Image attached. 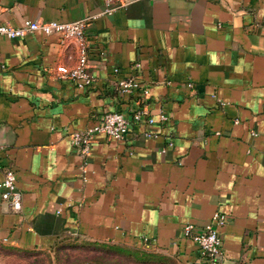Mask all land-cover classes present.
Segmentation results:
<instances>
[{
  "label": "crops",
  "instance_id": "obj_1",
  "mask_svg": "<svg viewBox=\"0 0 264 264\" xmlns=\"http://www.w3.org/2000/svg\"><path fill=\"white\" fill-rule=\"evenodd\" d=\"M101 8L0 0V23L71 22ZM86 37L94 81L82 89L47 72L75 61L58 34L0 36V163L22 193L14 213L0 188V242L49 252L71 239L128 253L102 264H192L199 250L182 226L221 211L228 264H264V0H135ZM131 76L140 86L119 94L115 80ZM142 108L151 125L131 122L120 141L97 135L83 181L67 131Z\"/></svg>",
  "mask_w": 264,
  "mask_h": 264
},
{
  "label": "built area",
  "instance_id": "obj_2",
  "mask_svg": "<svg viewBox=\"0 0 264 264\" xmlns=\"http://www.w3.org/2000/svg\"><path fill=\"white\" fill-rule=\"evenodd\" d=\"M132 1L135 0H102V8L98 13L71 22L26 20L21 26L16 27L8 23H0V36L15 40L34 32H41L44 35L58 34L61 46L74 48L75 61L73 65L58 62L47 70L48 74L59 80H69L77 87L86 89L91 87L94 81L89 71L87 28L98 17L111 16ZM69 58L72 57L69 56ZM135 66L139 65L135 64ZM119 71L117 67L113 69L115 74H118ZM115 85L119 94L130 93L140 86L138 80L133 76L117 78ZM143 94L148 96V90L143 89ZM159 119L167 121L168 116L162 111L159 113ZM141 121H145L146 125L153 123V118L146 108L136 110L131 119L126 118L119 111H105L92 127L67 131L71 145L79 152L83 160L80 166L83 181H86L88 159L97 135L103 134L111 139L124 140L131 122L139 123ZM0 171L3 175L0 183L1 199L8 203L11 211L19 213L22 209V193L17 187L15 172L10 164L1 163ZM226 220V215L223 212L215 211L211 220L204 226L199 227L192 223L182 226L183 237L194 242L199 250V256L192 264H228L223 250L222 236L218 230L226 223Z\"/></svg>",
  "mask_w": 264,
  "mask_h": 264
},
{
  "label": "rangeland",
  "instance_id": "obj_3",
  "mask_svg": "<svg viewBox=\"0 0 264 264\" xmlns=\"http://www.w3.org/2000/svg\"><path fill=\"white\" fill-rule=\"evenodd\" d=\"M92 244V243H91ZM84 241L63 240L52 251L22 250L0 242V264H76L105 263L101 251Z\"/></svg>",
  "mask_w": 264,
  "mask_h": 264
},
{
  "label": "trees",
  "instance_id": "obj_4",
  "mask_svg": "<svg viewBox=\"0 0 264 264\" xmlns=\"http://www.w3.org/2000/svg\"><path fill=\"white\" fill-rule=\"evenodd\" d=\"M87 244H91V243L87 242ZM91 245H93L96 250L101 251L102 254L104 255L103 257H105V255H107L109 257V256H112V255L115 256V255H118V254H120V255L121 254L122 255H127L128 254V253L124 254L125 251L120 250L119 248L107 246L106 244H103V243H92Z\"/></svg>",
  "mask_w": 264,
  "mask_h": 264
}]
</instances>
